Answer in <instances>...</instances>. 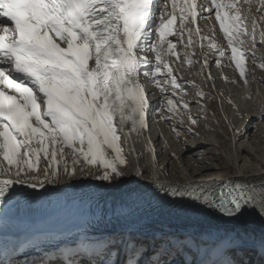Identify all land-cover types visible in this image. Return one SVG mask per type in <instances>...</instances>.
<instances>
[{
    "label": "snow or ice",
    "instance_id": "obj_1",
    "mask_svg": "<svg viewBox=\"0 0 264 264\" xmlns=\"http://www.w3.org/2000/svg\"><path fill=\"white\" fill-rule=\"evenodd\" d=\"M258 3L264 17V0ZM244 5L251 15L253 0L199 5L210 14L215 10L229 59L242 77L247 51L242 37H254L258 27L255 17L246 23ZM197 7L196 0H0V264H22L18 256L33 245L5 231L8 215L22 201L62 203L82 217L72 246L60 241L54 254L41 249L40 259L23 264H264V175L155 183L146 186L152 199L114 206L78 203L68 195L72 184L59 187L62 178L94 176L115 186L126 177L125 151L135 149H126L125 142L149 127L151 115V93L141 76L151 77L161 92L169 87L175 92L177 77L165 57L181 59L177 43L184 42L189 65L194 53L188 49L197 43L225 57L223 47L201 35ZM260 35L264 40V32ZM201 54L204 71L208 58ZM166 103L168 112L179 113L173 98ZM149 151H154L150 140ZM144 175L137 168L133 178ZM17 185L43 191L27 193ZM145 201L160 208L187 206L221 223L154 229L144 215ZM256 217L259 233L242 226ZM101 228L109 230L97 234Z\"/></svg>",
    "mask_w": 264,
    "mask_h": 264
},
{
    "label": "bare ground",
    "instance_id": "obj_2",
    "mask_svg": "<svg viewBox=\"0 0 264 264\" xmlns=\"http://www.w3.org/2000/svg\"><path fill=\"white\" fill-rule=\"evenodd\" d=\"M196 3L199 13L196 23L201 29V35L213 38L215 43L225 49L226 55L221 58L218 53L213 54L207 46L201 50L197 43L195 47L188 49L189 53H194L191 56L194 63L188 65L183 56L184 42L177 43L176 50L181 59L177 61L176 57H165L172 62L173 75L177 77L179 87L175 92L171 87L161 92L150 83L151 77L141 76V82L151 93L149 127L140 135L132 133L125 142L126 149L131 146L135 151H125L129 160L125 169L127 175L115 186L141 189L155 183L183 184L189 180L223 179L240 174L249 178L264 175V40L260 35L264 32V17L260 14L262 10L259 3H254L255 13L252 17H255L258 24L255 36L242 37L246 42L244 48L247 49L245 76L242 77L235 62L229 59L230 48L219 22L215 19V10L210 14L199 7L201 3L210 5L211 0H196ZM188 27L195 26L190 24ZM248 32H252L251 25ZM170 39L176 42L179 38L174 36ZM186 39L187 36L185 42ZM194 39L197 38L194 36ZM204 43L206 45L207 42ZM202 51L207 55L209 65L204 71H201L204 63ZM144 55L150 60L155 59L153 53ZM216 60L220 61L219 66L213 63ZM160 79L163 84V73ZM201 92L203 96L199 94ZM169 97L177 102L178 114L167 111L166 98ZM184 102L188 104L187 109L182 107ZM192 119H196L197 125L191 123ZM189 128L192 129L191 132L186 131ZM149 140L154 151H149ZM205 165L209 167H204ZM137 168L145 175L134 179ZM153 173L158 180H153ZM203 173L211 175L203 176ZM68 184L73 185L71 189L98 184L111 185L95 179L94 176H77L72 180L62 178L59 187L65 188ZM16 187L28 188L20 185ZM49 187L55 189L57 186ZM14 211L20 212L18 206ZM183 220L184 225L174 228L182 229L198 224L203 229L211 224L206 217L201 216L186 217ZM242 226L257 233L261 230L260 222ZM39 257L40 255H36L28 261L38 260Z\"/></svg>",
    "mask_w": 264,
    "mask_h": 264
},
{
    "label": "rangeland",
    "instance_id": "obj_3",
    "mask_svg": "<svg viewBox=\"0 0 264 264\" xmlns=\"http://www.w3.org/2000/svg\"><path fill=\"white\" fill-rule=\"evenodd\" d=\"M241 3L243 4V0H241ZM253 3H255V4H257L258 3V0H253ZM247 5H244V9H242V11H244L243 12V15L246 17L247 16V21H246V23L248 22V21H251L252 19H253V17H252V15H253V13H255L254 11H253V8H252V14L251 15H249L248 14V12L246 13V11H245V9H247ZM255 16H256V14H255ZM250 18H251V20H250ZM250 27V25L248 24V28ZM189 65V64H188ZM196 125H197V123H196ZM128 164H129V160H128ZM171 167H172V165H171ZM170 170H171V168H170ZM93 172L95 173L96 172V170L95 169H93ZM249 258H254V256H249Z\"/></svg>",
    "mask_w": 264,
    "mask_h": 264
}]
</instances>
